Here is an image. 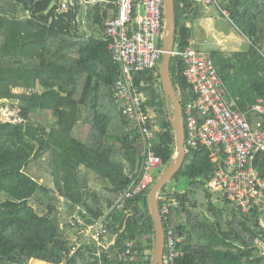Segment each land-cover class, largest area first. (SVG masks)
<instances>
[{
	"label": "trees",
	"instance_id": "1",
	"mask_svg": "<svg viewBox=\"0 0 264 264\" xmlns=\"http://www.w3.org/2000/svg\"><path fill=\"white\" fill-rule=\"evenodd\" d=\"M59 1L14 0L16 8L29 12L25 18L0 12V107L2 100L17 101L12 106L19 119H0V264H32L33 259L46 264H151L155 233L147 196L176 150L173 109L171 103L166 106L159 75L162 57L155 67L135 72L133 86L152 111L153 151L163 168L124 208L110 211L100 244L85 243L70 254L75 233L70 218L80 208L87 211L86 221L103 215L117 193L140 178L143 158L136 132L128 129L113 101L119 66L111 60L107 41L87 36L79 27L78 6L58 12ZM174 1V41L181 49L190 34L186 21L203 16V5ZM219 2L250 41L245 51L211 54L229 97L239 98L242 111L264 99V0ZM97 11L93 20L101 25L114 15V6L106 3ZM169 69L184 106L194 93L179 56L171 55ZM42 113H52L55 122L42 119ZM220 153L213 161L205 146L186 149L180 169L158 195V205L170 202L169 224L183 237L178 264H264L253 246V239L264 233L257 211L242 213L230 201L218 205L207 187L206 180L222 164ZM45 154L50 185L26 170ZM253 165L264 177V152L256 154ZM82 168L106 184L89 190ZM173 180L174 186L167 187ZM127 242L132 254L119 258Z\"/></svg>",
	"mask_w": 264,
	"mask_h": 264
},
{
	"label": "built area",
	"instance_id": "2",
	"mask_svg": "<svg viewBox=\"0 0 264 264\" xmlns=\"http://www.w3.org/2000/svg\"><path fill=\"white\" fill-rule=\"evenodd\" d=\"M101 1L61 0L57 11L65 12L74 4ZM201 1L216 6L229 17L219 0ZM113 3L115 15L104 23L103 29L111 60L119 66L113 101L128 120V129L136 132L143 158L141 176L117 193L113 206L103 215L86 221L87 211L80 208V214L75 213L70 218V225L75 228L68 249L70 254L85 243L100 244L107 233L110 211L124 208L129 200L141 194L153 181L150 171H160L164 164L153 151L154 132L150 128L153 114L145 107L140 91L133 86V74L155 67L162 57L163 49L158 40L163 34L164 0H114ZM185 41L184 47L173 49L171 54L181 58L184 77L194 93V98L182 106L185 149L205 146L211 150L213 161L220 159L221 150L222 164L206 180L207 187L217 201H230L242 213L256 210L264 231V177L253 165L256 154L264 152V99L258 98L241 111L239 98L229 97L211 56L195 48L194 40ZM158 209L164 228L163 264H178L184 255L183 237L169 224L170 202L164 200ZM253 241L254 251L264 257V233ZM131 246L132 243L127 242L119 258L132 254Z\"/></svg>",
	"mask_w": 264,
	"mask_h": 264
},
{
	"label": "water",
	"instance_id": "3",
	"mask_svg": "<svg viewBox=\"0 0 264 264\" xmlns=\"http://www.w3.org/2000/svg\"><path fill=\"white\" fill-rule=\"evenodd\" d=\"M53 5L54 2H51L48 9L52 8ZM175 32V1L164 0V26L161 40L163 54L159 65V75L164 90L166 106L169 109L171 103L173 109V114H170V121L174 128L176 150L164 171L151 186L147 196L148 209L153 221L155 233L151 264H163L164 228L158 209V195L161 193L164 185L180 169L186 155V149L183 142L185 132L182 105L173 86L169 69L170 58L174 47Z\"/></svg>",
	"mask_w": 264,
	"mask_h": 264
},
{
	"label": "crops",
	"instance_id": "4",
	"mask_svg": "<svg viewBox=\"0 0 264 264\" xmlns=\"http://www.w3.org/2000/svg\"><path fill=\"white\" fill-rule=\"evenodd\" d=\"M113 1L114 0H103V1L96 3V4H86V5L74 4V6H72L70 9H72L75 6H78L80 8V12L76 18V21H77V24L79 25V27L84 31V33L87 36H94L96 38L104 39V32H103L104 23L109 18L113 17L115 15V12H116V7H115ZM190 2L193 5H195V4L203 5L202 12L204 13L203 16H200V17L194 19L193 21H186V26L189 27V29H190V34H189V37L187 39L194 40L193 46L195 48L205 52V50H203V48H202V43L204 42V43L210 44V39H209L210 36H211V39L214 40V39H217L218 37H224V38L230 37V36H227L228 34H233V35L236 34V36H234L235 41L234 40L231 41L232 42L231 44H234V43L236 44V45H234V48L231 47V45H230V49H228L227 47H220L219 48V46H215V45H218V43H215V45H211V46H213L211 49V52H206V53H208L210 56L213 52H216V51H220V52H223L225 54H229V53L234 52V51H245L248 48L247 47L244 50L239 49L240 48L239 44H240V40H241L240 37L241 36L244 37V35L242 33H240L239 31H237L236 27L230 22V17L227 18L225 15H223V13L216 6L206 5L201 0H190ZM106 3H111L114 6V15L113 16L110 15L104 21L103 24L99 25L96 22V20H93V18H95L96 13H98L97 9L100 8L101 6H104V4H106ZM219 4H220V2H219ZM220 6H221V4H220ZM17 8L21 9L20 7H17ZM70 9H68V10H70ZM217 10L220 13H218ZM25 13L27 14V16H29L28 11H26ZM219 18H225L228 21V23L233 27L234 33L230 32V31H225V30H223L222 27H220L218 30L216 28L214 29L212 25L213 24H215V25L219 24V22H218ZM238 36H239V38H238ZM244 38H246V37H244ZM246 39L249 41L248 38H246ZM161 40H162V37H161ZM218 41H219V39H218ZM249 43H250V41H249ZM176 48L177 47H176L175 41H174L173 49H176ZM33 262L39 263L37 260H34Z\"/></svg>",
	"mask_w": 264,
	"mask_h": 264
},
{
	"label": "rangeland",
	"instance_id": "5",
	"mask_svg": "<svg viewBox=\"0 0 264 264\" xmlns=\"http://www.w3.org/2000/svg\"><path fill=\"white\" fill-rule=\"evenodd\" d=\"M16 4L14 3V0H0V12L1 13H5L6 15L9 16H15L17 18H25L27 17V14L25 12H23L21 9L16 8ZM16 8V11L14 12V9ZM219 24H213V28L215 29H219L220 27L223 28V30L225 31H230L232 33L233 32V27L228 23V21L225 18H219L218 19ZM210 34V33H209ZM227 36L230 37H218L217 39H211L210 36V44L208 43H202V48L203 50H205V52H211V49L213 46L211 45H215V43H218V45L215 46H219L220 47H227L228 49H230V45L231 47L234 48V44H231V41H235V38L233 34H228ZM240 36V35H239ZM238 36V38H239ZM219 39V41H218ZM240 44H239V49L240 50H244L249 46V41L244 38L243 36L240 37ZM15 92H21V89H15ZM1 103H3L4 106L0 107V119L2 121L8 122V121H13V122H18L19 119H17V110L16 108H14L12 105H18L17 101H10V100H2ZM42 119H46L48 122H55V117L52 115V113H42L41 116ZM255 118H253L254 120ZM27 172L32 175V176H36L38 174H40L39 178V182L45 183L47 185H50L52 183L51 178H47L49 177V175H47V172L49 170H51L50 165H49V160H48V154H45L41 159H39L38 161L33 162L32 164L29 165V167L26 169ZM82 175L84 177V181L87 184V188L89 190H95V189H100L102 186H104L106 184V182L101 179L97 174H95L94 172L84 169L82 168L81 170ZM151 174H153L154 177H157L159 175V171L157 169H152L150 171ZM170 186H174V180L171 181L167 187ZM185 183L182 182L180 187H184ZM214 201L218 204L221 205V203L219 201H217L214 198ZM35 259L31 260L32 264H46V263H34Z\"/></svg>",
	"mask_w": 264,
	"mask_h": 264
}]
</instances>
